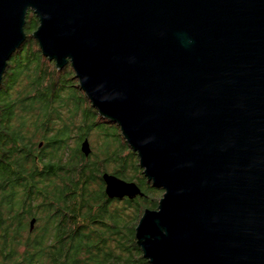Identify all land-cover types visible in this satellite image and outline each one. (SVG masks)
Wrapping results in <instances>:
<instances>
[{
	"label": "water",
	"instance_id": "1",
	"mask_svg": "<svg viewBox=\"0 0 264 264\" xmlns=\"http://www.w3.org/2000/svg\"><path fill=\"white\" fill-rule=\"evenodd\" d=\"M30 11L43 55L71 64L163 190L136 226L149 263L264 264V0H0V86Z\"/></svg>",
	"mask_w": 264,
	"mask_h": 264
},
{
	"label": "trees",
	"instance_id": "2",
	"mask_svg": "<svg viewBox=\"0 0 264 264\" xmlns=\"http://www.w3.org/2000/svg\"><path fill=\"white\" fill-rule=\"evenodd\" d=\"M38 25L30 11L27 40L0 86V252L26 245L28 264H150L136 226L163 190L147 180L120 126L100 116L71 64L59 69L43 55L32 36ZM104 173L136 182L143 195L111 198ZM27 216L36 217V234H22Z\"/></svg>",
	"mask_w": 264,
	"mask_h": 264
},
{
	"label": "flooded vegetation",
	"instance_id": "3",
	"mask_svg": "<svg viewBox=\"0 0 264 264\" xmlns=\"http://www.w3.org/2000/svg\"><path fill=\"white\" fill-rule=\"evenodd\" d=\"M28 219V220H27ZM35 219V220H34ZM34 220V223L32 224V221ZM31 226V228L22 230V234L29 235V234H36L35 232L38 231L36 217L30 216L26 217V220L23 221L24 224H28ZM35 226L36 228H32ZM1 241V240H0ZM25 244V243H23ZM54 249V248H53ZM31 253L27 252L26 245L20 246V250L15 253H11L9 251L0 252V264H28V262L25 260L26 258L30 257ZM33 264H40V259H38Z\"/></svg>",
	"mask_w": 264,
	"mask_h": 264
},
{
	"label": "rangeland",
	"instance_id": "4",
	"mask_svg": "<svg viewBox=\"0 0 264 264\" xmlns=\"http://www.w3.org/2000/svg\"><path fill=\"white\" fill-rule=\"evenodd\" d=\"M35 30H36V29H35ZM35 30H34V31H35ZM34 31H33V32H34ZM33 32H32V33H33ZM162 195H163V192H161L160 194H158V195H157V197H156V198H157V200H159V199H160V197H161ZM130 208H131V207H130Z\"/></svg>",
	"mask_w": 264,
	"mask_h": 264
}]
</instances>
